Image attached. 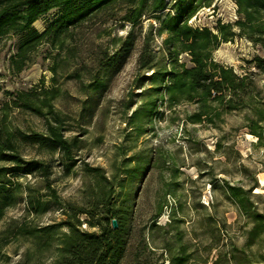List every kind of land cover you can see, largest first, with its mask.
<instances>
[{"label": "rangeland", "instance_id": "rangeland-1", "mask_svg": "<svg viewBox=\"0 0 264 264\" xmlns=\"http://www.w3.org/2000/svg\"><path fill=\"white\" fill-rule=\"evenodd\" d=\"M126 8L122 3L113 12L99 14L73 29V41L66 44L73 49L71 57L64 52L57 56L48 44L39 46L20 73L13 72L9 63L16 38H0V100H8L6 91H28L40 85L57 91L53 104L67 116L65 136H76L81 141L76 153L80 162L69 175L63 176L56 150L40 151L22 140L31 132H44L42 118L11 108L5 118L0 112V126L13 132L25 158L43 159L49 164L53 187L63 200L83 209L95 208L96 213L102 209L101 187L104 190L107 186L82 167L87 163L102 169L115 191L110 205L125 198V205L132 206L133 211L129 249L120 264H177L180 244L190 255L187 264H213L215 260L225 264L220 259L230 249L237 250V258L264 264V232L251 238V218L240 214L223 189L224 181L243 190L251 189L250 201L255 210L264 213V143L258 145L241 113L227 115L221 131L183 123L188 105L177 107L172 116L164 105H159L152 116L142 111L131 124L132 112L152 95L148 79L152 71L143 73L146 79H141L136 59L149 29L150 52L155 56L160 53L162 37L155 32L156 17H163L169 8L143 16L135 26L120 20ZM236 10L233 0H214L188 24L216 32L218 23L233 25L238 20ZM57 14L56 9L49 11L34 23V28L44 31ZM130 31L135 37L130 52L120 66L117 60L118 64L106 71L107 59L120 50L121 41ZM231 31V41L221 43L212 59L239 76L251 73L264 96V35L254 43L237 27ZM181 60L190 66L187 57ZM136 80L142 86L139 89L134 86ZM100 82L103 86L96 89ZM219 138L221 151L216 152L214 145ZM39 179L26 176L19 181L36 184ZM135 192V199L126 196ZM24 214L22 197L0 221V264H53L54 242L48 251H41L42 245L32 240L6 239V225L11 220L21 222ZM62 219L58 212L51 211L39 217L28 216L26 221L43 227ZM84 219L81 217V230L98 232V227H89ZM159 226L164 230L156 228Z\"/></svg>", "mask_w": 264, "mask_h": 264}, {"label": "trees", "instance_id": "trees-1", "mask_svg": "<svg viewBox=\"0 0 264 264\" xmlns=\"http://www.w3.org/2000/svg\"><path fill=\"white\" fill-rule=\"evenodd\" d=\"M214 0H0V38H16L15 52L9 57L10 68L20 73L30 63L31 54L41 45L48 44L57 52H64L67 57L73 55L67 43L73 41L72 30L99 14L113 12L125 4L121 21L135 26L143 16L169 11L163 17H156L158 37H162L161 51L158 55L150 52L149 41L152 30L136 59L137 71L141 79L143 73L152 71L150 92L140 107L130 116V123L140 112L148 116L157 112L159 105L172 116L177 107L190 106L185 111L183 123L204 125L221 131L225 117L232 113L243 114L246 127L255 136L258 145L264 143V96L251 73L239 76L232 68L225 67L212 59V53L221 43L231 41L234 33L232 27L250 41L258 43L264 35V0H233L237 7L238 20L232 24L216 25V32L210 29L192 27L188 21L201 9L208 8ZM56 9L58 14L49 22L42 32L34 28V23ZM151 28V27H150ZM135 37L130 31L121 41L120 50L107 59L104 69L107 71L118 64L120 66L130 52ZM123 54L121 59H118ZM188 58L190 66H186ZM120 58V57H119ZM262 62V59H258ZM121 63V64H120ZM103 82L96 87L99 89ZM135 88L142 86L135 81ZM7 101L0 100V112L5 118L7 110L22 109L43 119L44 132H31L23 141L36 145L38 150H56L63 176L69 175L80 162L77 152L81 141L76 136L66 137L68 129L64 126L67 116L58 111L53 100L57 97L55 89H46L43 85L28 91H6ZM18 140L7 127L0 126V221L6 212L18 204L23 197L24 218L21 222L11 220L6 225V239L32 240L41 244V251H48L54 242L53 264H120L129 249L128 235L132 206L127 207V199L119 204L114 201L112 184L102 175V169L90 167L83 163L82 170L93 176L98 183L104 182L106 189L100 190L101 211L95 208L83 209L63 200L50 179L52 171L43 159L25 158L20 152ZM222 139H216L215 151H221ZM33 176L40 178L36 184L20 182L21 178ZM224 194L232 200L240 214L251 218V238L264 232V213L255 210L250 201V191L223 183ZM131 196L135 199L136 192ZM161 206L158 209L160 213ZM58 212L64 219L43 227L30 225L28 216L39 217L46 212ZM81 217L89 227H98V232L81 230ZM112 220L117 222V229L112 228ZM155 226V225H153ZM164 230V226L156 227ZM65 229V231H62ZM164 249L167 245L164 244ZM237 250L225 252L220 261L231 264H256L247 258H237ZM177 264H187L190 255L186 246L180 244L177 249ZM224 259V261H223ZM215 260L213 264H218ZM205 263V262H203Z\"/></svg>", "mask_w": 264, "mask_h": 264}, {"label": "water", "instance_id": "water-1", "mask_svg": "<svg viewBox=\"0 0 264 264\" xmlns=\"http://www.w3.org/2000/svg\"><path fill=\"white\" fill-rule=\"evenodd\" d=\"M112 228L117 229V222L115 220H112Z\"/></svg>", "mask_w": 264, "mask_h": 264}, {"label": "bare ground", "instance_id": "bare-ground-1", "mask_svg": "<svg viewBox=\"0 0 264 264\" xmlns=\"http://www.w3.org/2000/svg\"><path fill=\"white\" fill-rule=\"evenodd\" d=\"M262 186H264V182H263ZM256 193H259V190H257Z\"/></svg>", "mask_w": 264, "mask_h": 264}]
</instances>
